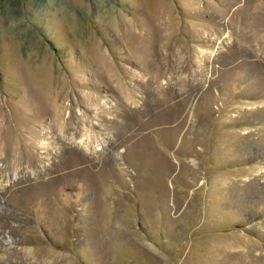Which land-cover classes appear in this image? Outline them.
<instances>
[{
	"label": "rangeland",
	"instance_id": "1",
	"mask_svg": "<svg viewBox=\"0 0 264 264\" xmlns=\"http://www.w3.org/2000/svg\"><path fill=\"white\" fill-rule=\"evenodd\" d=\"M0 264H264V0H0Z\"/></svg>",
	"mask_w": 264,
	"mask_h": 264
}]
</instances>
